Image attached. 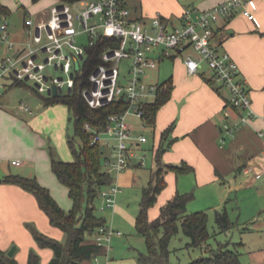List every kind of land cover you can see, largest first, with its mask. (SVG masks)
Listing matches in <instances>:
<instances>
[{
    "label": "crops",
    "instance_id": "crops-1",
    "mask_svg": "<svg viewBox=\"0 0 264 264\" xmlns=\"http://www.w3.org/2000/svg\"><path fill=\"white\" fill-rule=\"evenodd\" d=\"M221 1L224 0H140V6L132 8L129 0H124L134 19L149 20L160 14L172 26L181 25L180 17L186 8L192 7L198 11L211 8ZM248 7L254 13V18L244 15V6L241 5L231 16L221 18L215 26L222 41L221 48L237 61L247 80L256 113L250 122L241 124L233 135L227 133L224 124L238 122L243 111L228 103L230 92L227 88L209 83L208 79L213 78V73L207 64L203 63L197 73L189 74L182 52L178 56L161 59V62L170 60L167 64L170 70L164 78H160L159 73L151 74L154 81L173 83L171 97L159 109L155 126H140L153 132V158L162 132L174 124L170 137L176 139L163 153L162 160L186 162L194 168L182 173L172 170L165 173L167 184L159 194L157 203L149 209L151 219L160 214L161 206L177 192H193L187 209L191 206V209L197 208L194 211H198L205 210L210 204H216L214 200H223L224 197L233 199L237 204L239 191L243 187L256 185L258 190L264 191V0H251ZM9 30L13 39H24L23 26L19 30ZM2 52L4 54L7 49L4 48ZM13 87L6 88L0 96V168L5 176L19 173L36 177L58 198V194L62 193V182L51 167V146L38 130L42 125L51 128L56 124L61 130L66 116L59 114L60 108L55 105H46L43 97L30 85L20 87L28 89L30 95L35 97V107L32 106L34 113L25 110L21 115L14 113L9 109V91ZM138 126L134 132L144 133ZM10 156L12 158L8 159ZM13 159H20L22 163L13 164ZM141 167L134 165L113 178L119 185L137 182ZM247 167L253 168L252 171L248 172ZM3 178L0 177V248L9 252L12 245L16 246L13 255L19 264H28L29 252L35 249L41 255V264H47L54 251L41 247L27 224L33 223L43 232L58 238L62 237L61 231L51 223L31 191L3 181ZM198 199L200 204L194 206ZM118 201L117 198L109 217L100 214L106 218V225L121 230L122 234H114L110 245H104L103 252L89 264H139L138 255L145 251V237L134 234L138 211L135 217ZM123 216H129L131 224H126ZM253 218V226L264 230V212ZM239 243L245 244L244 241ZM255 248L253 255L256 263L264 264V243Z\"/></svg>",
    "mask_w": 264,
    "mask_h": 264
},
{
    "label": "built area",
    "instance_id": "built-area-1",
    "mask_svg": "<svg viewBox=\"0 0 264 264\" xmlns=\"http://www.w3.org/2000/svg\"><path fill=\"white\" fill-rule=\"evenodd\" d=\"M251 0H224L211 8L196 11L188 7L181 15V25L172 26L160 14L149 20L134 19L124 0H82L84 8L79 12L71 4L58 0L38 14L29 12L23 23V40L11 37L7 20L0 22V50L7 52L0 57V96L11 84L30 85L45 96L70 95L77 87L91 107H102L124 97L128 101L122 112L112 113L102 131H92L91 143H98L103 152L106 170L122 172L134 165L145 166L146 159L140 150L148 141L145 133L134 132L139 126L147 127L145 104L154 102L167 88V82L151 79L150 70L157 68L161 59L183 55L189 74L199 71L205 63L212 70L217 84L230 92V103L242 110L238 122H227L224 128L233 135L241 126L250 122L256 113L247 80L233 57L221 48L222 41L216 33V23L231 16L243 5V14L254 18L248 7ZM80 37H85L81 41ZM105 37L118 40L100 54L101 61L86 72L88 48ZM128 59L126 71L122 61ZM79 61V67L76 62ZM20 108L34 113L32 107L22 102ZM102 134L106 138L102 139ZM263 134V132H262ZM105 148L109 151L105 152ZM13 164L22 160L13 159ZM248 172L253 168L247 167ZM122 190L113 180L102 188L101 210L115 206ZM114 234L121 230L109 225L100 226L93 234L95 242L110 245Z\"/></svg>",
    "mask_w": 264,
    "mask_h": 264
},
{
    "label": "trees",
    "instance_id": "trees-1",
    "mask_svg": "<svg viewBox=\"0 0 264 264\" xmlns=\"http://www.w3.org/2000/svg\"><path fill=\"white\" fill-rule=\"evenodd\" d=\"M60 1L74 4L82 0ZM24 11L26 16L29 11L26 8ZM11 13L12 9L0 0V22ZM109 44L117 45L118 40L105 37L102 42L88 48L86 72L82 76L86 78V74L101 61L100 54ZM208 81L215 86L214 78H209ZM21 85L26 84L15 83L10 86ZM78 87L70 95H41L46 105L64 103L68 105L72 113L70 120L73 121V132L68 134V143L74 159L68 161L60 158L52 147H50V154L52 170L68 187L73 207L69 210L63 208L52 195L51 190L40 183L36 177L12 173L3 178V181L18 184L31 191L36 196L40 207L49 216L51 223L65 232L66 240L62 241L43 232L33 223L27 224L37 243L41 247H48L54 251L47 264H89V261L103 252V246L98 245L93 239L97 229L106 224V218L97 213L96 201L100 198L102 188L113 180V175L104 166L100 145L91 143L92 131L86 128V124L90 123L93 128L102 131L108 116L124 111L128 101L121 96L109 105L91 107ZM172 89L173 83L167 81V88L159 94L157 99L145 104L146 125L155 126L157 113L171 97ZM228 103L231 105L230 98ZM173 128L174 124H171L162 132L159 146L155 150L157 168L152 172L150 181L142 190L136 228L138 233L145 237L146 250L139 253V264H169L170 241L180 229L190 237L189 245L205 248L208 252L206 257L194 260L191 264H242L241 253L229 248L231 241L220 242L216 248L209 245L208 241L212 234L208 226V212L206 210L188 212L187 209L189 201L194 196L193 192H177L161 206L157 217L150 218L149 209L157 203L159 194L167 184L165 173L171 170L177 173L194 170L186 162L171 163L162 160L163 153L176 139L170 137ZM216 222L220 231H227L233 227L234 222L226 206L217 210ZM0 264H19V262L15 255H10L8 251L0 248ZM28 264H41V255L35 249L29 252Z\"/></svg>",
    "mask_w": 264,
    "mask_h": 264
},
{
    "label": "rangeland",
    "instance_id": "rangeland-1",
    "mask_svg": "<svg viewBox=\"0 0 264 264\" xmlns=\"http://www.w3.org/2000/svg\"><path fill=\"white\" fill-rule=\"evenodd\" d=\"M58 0H40L38 2H34L33 0H3L5 4H7L11 9L12 13L7 16L6 20L9 23V28L11 29H21L23 26L24 18H25V11L24 8L26 7L29 12L33 14L41 13L42 11L47 10L51 7L54 3ZM129 5L132 8L135 6H140V0H129ZM84 8V5L81 2H77L73 6V9L76 12H79ZM81 41H85V37H80ZM192 52L196 56L199 54L193 48H190L184 52ZM2 50H0V57L2 56ZM170 60H166L163 62L158 63V67L151 69L150 73L153 75L156 73L160 75V78H164L165 75L169 72V67L167 64ZM129 63L128 59H124L122 61V71H126L127 65ZM155 74V75H156ZM9 109L14 111V113L21 115L24 113V110L20 108V104L22 102L28 103L31 107H35L34 103L35 97L30 95L28 89H24L20 86H14L9 91ZM52 106L55 105L56 107L60 108L59 114H63L66 116L65 125L59 130V125H53L51 128L42 125L38 132L39 135L46 139L48 146H51L53 151L56 153L57 156L64 159L69 156L68 159L73 160L74 154L70 149L68 143V134H72L73 132V121L70 120L72 115L68 105L64 103H56L51 104ZM36 111V110H35ZM140 131H143L147 136L149 142L143 144L142 149L140 152L145 155L146 165L141 167L138 170V175L136 177L137 182H134L127 185H120L122 190L118 194V202L126 207L130 211L132 215H136V212L139 211L140 202L142 199V190L145 185L148 184L152 172L157 168L156 159L153 158V149H154V137L153 132L150 129H145L143 127L138 126ZM147 128H151V125L148 124ZM137 129V127H136ZM62 131V132H61ZM61 132V133H59ZM59 133V134H58ZM102 139L106 138V134H102ZM109 150L105 148V152ZM10 156L8 159H11ZM68 160V161H70ZM6 161V159H4ZM13 166V165H12ZM120 172H112L113 177H115ZM62 187V193L58 194V198H55L59 204L69 210L73 207V201L69 194L68 187L60 183ZM239 202L236 204V201L226 199L224 197L223 200H214L217 201L216 204H210V206L204 208L209 214V221L208 226L212 236L209 239V245L211 247H217L220 242L231 241L229 248L238 250L241 255L240 259L242 264H258L256 263L255 255H253L254 250L256 249L260 243H264V230H259L253 226V217L257 216L260 212H264V191L258 190V187H243L242 190L239 191ZM227 200V201H226ZM199 199L193 203V205H199ZM102 200L100 198L96 201L97 206V213H102L103 215H107L109 217V213L111 209H105L104 211L101 210ZM224 205L227 206L229 211L230 217L234 222V225L231 229L227 231H220L217 222H216V212L217 210H221L224 208ZM263 207V208H262ZM190 211L197 210L191 209ZM188 210V211H189ZM101 215V214H100ZM136 217V216H135ZM123 221L126 224H131L129 222V216L124 217ZM136 226V225H134ZM57 228V227H56ZM58 229L62 233V237L58 238L62 241L66 240L65 232L58 227ZM136 232L134 234L138 235V230L135 227ZM129 233V232H128ZM263 235V236H262ZM144 236H142L143 238ZM142 240V239H138ZM145 242V238H143ZM190 237H188L182 229H180L171 239L170 241V262L169 264H191L194 260H197L201 257H206L208 252L205 248L196 247L189 245ZM240 241H244L245 244H240ZM14 245L11 246V248ZM10 248V249H11ZM9 249V250H10ZM145 250H146V242H145ZM207 264H215V263H207Z\"/></svg>",
    "mask_w": 264,
    "mask_h": 264
},
{
    "label": "water",
    "instance_id": "water-1",
    "mask_svg": "<svg viewBox=\"0 0 264 264\" xmlns=\"http://www.w3.org/2000/svg\"><path fill=\"white\" fill-rule=\"evenodd\" d=\"M76 67H79V61L76 62ZM5 176V173L3 172V170L0 168V177L3 178ZM16 246H13L10 250H9V254L13 255L15 252Z\"/></svg>",
    "mask_w": 264,
    "mask_h": 264
}]
</instances>
